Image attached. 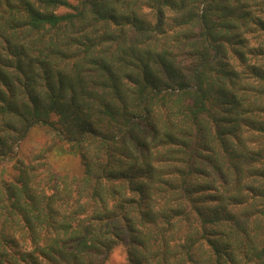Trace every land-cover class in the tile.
Instances as JSON below:
<instances>
[{"label": "trees", "instance_id": "16d2710c", "mask_svg": "<svg viewBox=\"0 0 264 264\" xmlns=\"http://www.w3.org/2000/svg\"><path fill=\"white\" fill-rule=\"evenodd\" d=\"M5 159L0 264H264V0H0Z\"/></svg>", "mask_w": 264, "mask_h": 264}, {"label": "rangeland", "instance_id": "374dc122", "mask_svg": "<svg viewBox=\"0 0 264 264\" xmlns=\"http://www.w3.org/2000/svg\"><path fill=\"white\" fill-rule=\"evenodd\" d=\"M60 9L59 11H61ZM60 141L53 129L46 125L32 126L26 136L19 141L16 152L18 157L25 163L37 160L38 156H43L49 164L51 170L57 173H75L80 174V164L78 158L71 153L58 152L65 147ZM17 175L14 161L8 159L0 160V179L13 180ZM103 264H131L126 258L125 247L123 244H117L112 251L103 260Z\"/></svg>", "mask_w": 264, "mask_h": 264}]
</instances>
